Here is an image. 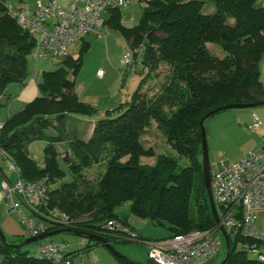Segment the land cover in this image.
<instances>
[{"label": "trees", "instance_id": "obj_1", "mask_svg": "<svg viewBox=\"0 0 264 264\" xmlns=\"http://www.w3.org/2000/svg\"><path fill=\"white\" fill-rule=\"evenodd\" d=\"M145 1L141 19L132 27L122 22V8L110 10L105 20L125 36L131 51L138 53L143 47L139 73L145 76L127 102L96 119L89 139L70 136L68 130L71 120H79L74 114L99 112L75 90L83 56L90 48L85 40L77 57L67 55L56 69L44 71L40 94L4 121L0 144L19 167V177L24 182L46 178L50 208L58 207L70 216L66 225L47 221V232L69 228L103 235L113 244L132 239L146 243L150 239L134 231L129 219L118 213L126 202L132 214L167 227L165 238L216 225L204 183L200 120L223 105L264 101L259 68L264 56V6L257 0H214L216 10L204 13V0ZM7 7L0 0V95L10 83L27 78L28 57L37 40L8 14ZM210 42L226 55L214 54ZM162 64L169 73L151 95L144 84ZM153 121L167 142L189 157V164L182 166L172 153L162 154L152 165L141 163V157L155 153L143 141ZM36 139L46 141L43 165L27 148ZM63 142L68 146L60 150ZM61 160L68 166L69 181H63L67 171ZM95 164H103L104 171L89 179L84 172ZM110 222L123 229L109 227ZM85 239L84 251L104 246L94 238ZM239 239L231 237L230 255L223 264H257L237 247ZM16 243L0 237V264H50Z\"/></svg>", "mask_w": 264, "mask_h": 264}, {"label": "built area", "instance_id": "obj_2", "mask_svg": "<svg viewBox=\"0 0 264 264\" xmlns=\"http://www.w3.org/2000/svg\"><path fill=\"white\" fill-rule=\"evenodd\" d=\"M135 0H70L66 7L56 0L37 2L33 9L8 5V14L19 25L32 31L36 37L33 50L36 57L59 61L68 55V47L86 35L106 36L103 11L129 6ZM143 1V0H138ZM264 6V0H257ZM141 46L138 53L128 51L123 57L127 74L135 75L142 68ZM103 76V70L98 72ZM256 122L253 127L259 126ZM4 123L0 121V134ZM18 175L13 182L0 165L2 194L8 199L10 209L17 215L26 237H36L47 232V221L68 224L70 216L58 207L50 208L49 185L46 178L24 182L19 177V167L0 144V161ZM214 199L219 206L221 224L237 247L257 253V264H264V228L257 226L255 210L264 207V145L254 148L236 162L221 161L210 164ZM111 228L123 229L110 222ZM135 236V234H133ZM243 239H248L244 241ZM250 241V242H249ZM225 244L219 225L205 230H193L150 242L149 259L154 264H207L220 254ZM36 256L50 264H77L67 256L65 246L50 240H41Z\"/></svg>", "mask_w": 264, "mask_h": 264}, {"label": "rangeland", "instance_id": "obj_3", "mask_svg": "<svg viewBox=\"0 0 264 264\" xmlns=\"http://www.w3.org/2000/svg\"><path fill=\"white\" fill-rule=\"evenodd\" d=\"M7 5H14L15 8L23 5L26 8L35 7L37 0H5ZM48 1V0H47ZM61 0H59L60 2ZM138 1V0H135ZM205 4L203 6L204 13H212L216 10V5L214 0H204ZM46 2V1H45ZM144 2V0H143ZM122 8V22L126 26L136 25L141 16V11L136 14L134 18L133 12H129L125 16V11L133 7L136 3ZM64 7V6H63ZM103 17L108 18L110 12L103 11ZM104 32L106 36L97 35H86L84 39L80 38L76 42L70 44L68 47V55L77 57L80 52V48L83 41L90 42L89 50L83 56V65L76 76L75 88H78L79 93L82 97L88 94L89 98H99L103 94H108L113 92L111 87H105L103 84L98 83L92 67H98L103 70L104 73H108L107 77L113 75L114 72L119 76V80L124 78V73L126 72V66L123 62V57L126 52L130 51V42L125 38V36L117 29L112 28L109 25L104 27ZM211 51L223 57L226 55L225 51L215 43L207 44ZM28 71L29 74L24 81L12 82L8 85L5 93L0 95V121L3 122L10 116V114H15L21 109H23L26 104L33 100L36 96L40 94L38 89V84L42 82V74L45 70H54L58 67V63L52 59L36 57L35 53L32 52L28 57ZM260 68L262 71V80H264V58L261 60ZM114 71V72H113ZM169 73V68L166 64H162L159 69L152 72L151 76L144 84V89L148 87L152 95L156 91L158 84L162 82ZM128 76V77H127ZM126 83L119 89L116 87L120 93L128 94V99L131 98L132 93L138 87L140 81L145 76V73H137L135 75L127 74ZM72 78V75H70ZM114 87V86H113ZM82 92V93H81ZM115 92V90H114ZM83 100V99H82ZM87 103H89L87 101ZM93 104V103H91ZM94 105V104H93ZM127 105V104H126ZM11 115V116H12ZM78 119L79 117H84L86 120L90 116L82 114H74ZM98 116V115H95ZM256 122H261L259 126L253 127ZM4 123V122H3ZM89 126L88 122H83L77 119L71 120L69 123V134L70 136L79 135L80 137H85L86 128ZM210 164L214 165L221 161L236 162L242 157L248 155L254 148L264 145V105L248 108H233L229 110L221 111L205 121ZM143 141L147 147L152 146L155 153L151 156H143L140 161L142 164H155L159 157L164 153H172L179 158V162L182 166L190 163V159L186 155H180L169 142H167L166 137L155 121L152 122L149 127L148 133L143 137ZM46 146V141L36 139L29 142L27 148L36 161L40 165L44 164L45 153L44 148ZM59 146L60 150H64L68 145L67 142L61 143ZM0 165L3 168L4 173L13 182L17 180V176L13 170H11L6 164L5 160L0 161ZM62 167L67 171V175L63 181L71 180V175L68 172V166L64 161L61 160ZM104 171L103 164H95L90 168L85 170V174L89 179H96V177ZM1 173H0V208L3 205L9 210L7 202L3 199L2 185H1ZM62 182L59 181L55 186L60 185ZM130 202L124 203L118 208V213L122 216H126L131 223L135 224L136 228H139L143 236L150 239L146 243H141L136 240H127L125 242H114L115 248L125 257L132 258L134 260L142 262V264H152L149 259V250L151 241H159L169 235V229L165 226L155 224L149 219L141 218L130 212L129 209ZM12 212V211H11ZM13 213V212H12ZM257 214V211H256ZM257 223L259 225H264V212L257 214ZM260 228V227H259ZM47 233V232H46ZM27 238L26 236L24 239ZM41 240H51L57 243H61L65 246L66 251H73L82 249L85 246L86 239L84 236L77 235L73 232H60L53 236L47 237ZM41 240L34 241L22 246L23 250H27L30 255L36 256V251ZM22 242V240L20 241ZM18 242V243H20ZM16 243V244H18ZM97 247V246H95ZM93 247L89 252L80 251L81 260L86 263H90V258L96 255L98 252L96 248ZM102 251H107L113 257L116 255L106 246H99ZM240 249V245H238ZM96 251V252H95ZM99 251V250H98ZM225 244L220 254L212 259L211 262L207 264H220L225 257ZM260 251L264 252V243L260 247ZM249 258H256L257 253L248 252ZM0 259H2L0 253Z\"/></svg>", "mask_w": 264, "mask_h": 264}, {"label": "crops", "instance_id": "obj_4", "mask_svg": "<svg viewBox=\"0 0 264 264\" xmlns=\"http://www.w3.org/2000/svg\"><path fill=\"white\" fill-rule=\"evenodd\" d=\"M37 1L38 2H45L47 0H37ZM56 1L60 5H62L64 7H66L69 4V2H70V0H61L60 2H59V0H56ZM133 2H135L136 4L133 5V7H131L127 11H125V16H127L129 12H133V13H135L134 14V18H135L137 12L139 11V9L141 11V16H142V9L145 6L146 1L144 0V2L143 1H133ZM133 2L130 5L134 4ZM18 8L33 9L34 7L33 8L32 7L26 8L23 5H21ZM109 12H110L109 17H110L111 11H109ZM121 13H122V9H121ZM141 16H140V19H141ZM108 18H104V19L106 20ZM122 18H123V16H122ZM124 24H125V22H124ZM106 25L107 24L105 23V26ZM129 27H132V26H129ZM263 58H264V56H263ZM63 59H60L59 61H55V62L59 63ZM260 64H261V62H260ZM259 68H260V65H259ZM100 70L101 69L98 68V67H92V71L94 73V77H96L98 83L103 84L105 87H111L113 89V92H110L108 94H103L99 98L93 99L91 97L89 98L88 94H85V96L82 97V95L78 91V88H75L76 93L78 94V96L80 97L81 100L83 99V101H85V102L88 101L89 103H93L99 109V112L97 114L98 116L92 115L87 120L84 117H79V120L80 121H83V122H88L89 121V126L86 128V131H87L86 132V135H85V137L84 136L82 137V138H84L86 140L91 137V135L93 133V130H94L95 121H96V119L98 117L103 116L105 114V111L106 110L114 109L117 106H119L121 103H125V102H127L129 100L128 99V94L126 95V94L120 93L119 90L116 88V87H119V89H122V87L125 85L126 80H127V78H126L127 71L123 75L125 77V79L124 78H121V81H120L119 80V76H117L114 71H113L114 72L113 75H111L108 78H106L108 73H104V75L101 77L98 74V72ZM260 71H261V68H260ZM261 78H262V71H261ZM263 82H264V80H263ZM114 90H115V92H114ZM11 115L12 114H10V116ZM86 116H89V115H86ZM8 118H6V119H8ZM3 197H4L3 199L7 202L8 206H9L8 199L4 195H3ZM9 208H10V206H9ZM256 211H257V214L260 213V211L261 212H264V207H261V208L256 209L255 210V213H256ZM129 222H130V220H129ZM130 224L135 228L134 231H137V232H139V233L142 234V232L140 231V229L139 228H136L135 224H133L131 222H130ZM257 226L260 227V228H264V225L261 226L258 223H257ZM0 227H1L2 231H3V233H4L7 241L19 242L18 241L19 239H22V238L24 239V237H25L24 229H23V227H22V225L20 223V220L17 217V215L15 213H12L11 212V209L9 210L7 207H4L3 205L0 208ZM98 247L99 246L95 247L96 248V251L98 253L96 255H94L93 257L90 258V260H91L90 263H86L83 260H81V257H80V254L79 253H80V251H84L83 250L84 247L82 249H78V250L66 251V254L72 259V261L74 263H77V264H122L119 261V259L117 258V255H116V257H113V255H110V253H108L107 251H104V250L102 251V249H99ZM90 250H92V249H90ZM89 251H85V252H89ZM127 258L129 259V260H127V261H129V263H132V264H134V263L142 264V262L140 263V261L134 260V259L129 258V257H127ZM1 262H2V259H0V263Z\"/></svg>", "mask_w": 264, "mask_h": 264}, {"label": "water", "instance_id": "obj_5", "mask_svg": "<svg viewBox=\"0 0 264 264\" xmlns=\"http://www.w3.org/2000/svg\"><path fill=\"white\" fill-rule=\"evenodd\" d=\"M261 105H264V101L223 105V106H220L216 109L209 111L200 120L201 133H202V152H203L202 168H203V173H204V183H205L206 190L208 192V199L210 202L211 211H212L215 223L217 225H219V230L221 231V233L224 237V241H225V249H226L225 257H224V260L220 264H223L229 258V255H230V238H229L227 230L220 223L221 219H220V215H219V206L217 205V203L214 199V195H213L211 170H210V157H209V148H208V140H207L205 121L207 120V118H209V117H211V116H213V115H215L221 111H224V110H229V109H233V108L256 107V106H261ZM60 232H73V233L80 235V236L94 238L97 241H100L104 246L108 247L115 255L120 256L122 259L129 260L127 257L122 255L115 248L113 243L110 242L105 236L98 235V234L83 233V232L71 230L69 228H63V229L55 230L52 232H47V233L41 234V235L36 236V237H27L22 242H20L18 244H14V245L15 246H23L25 244L53 236V235L58 234ZM0 237L2 238V240L6 241V237H5L1 227H0ZM134 264H137V263H134Z\"/></svg>", "mask_w": 264, "mask_h": 264}]
</instances>
